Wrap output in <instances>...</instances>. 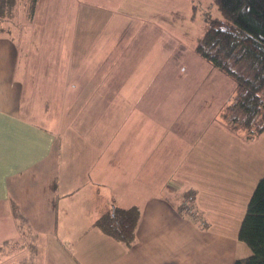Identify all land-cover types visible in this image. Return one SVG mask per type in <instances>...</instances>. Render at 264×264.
I'll list each match as a JSON object with an SVG mask.
<instances>
[{
	"label": "crops",
	"instance_id": "1",
	"mask_svg": "<svg viewBox=\"0 0 264 264\" xmlns=\"http://www.w3.org/2000/svg\"><path fill=\"white\" fill-rule=\"evenodd\" d=\"M28 1L16 11L22 15L10 5L6 12L11 15L0 16V191L28 188L31 172L32 180L39 176L47 182L39 187L42 208L36 207L40 201L19 203L29 227L19 229L13 216L19 234L1 244L7 255H16L7 264H234L249 256L252 250L238 238V231L255 184L264 176V132L249 140L243 130L204 119L201 127L189 122L180 135H170L166 126L172 119L129 117L136 107L127 104L125 92L130 88L125 90L122 70L109 68L88 85L101 93L97 106L103 111L97 116L102 119L87 123L93 133L90 149L83 152L86 160L64 165V152H58L55 170L32 169L52 152L53 139L44 122L51 127L60 123L62 110L74 106L68 93L86 86L83 76L80 80L77 72L79 77L70 72L79 62L99 61L94 56L111 48L105 43L104 24L84 20L74 0ZM96 43L98 48H93ZM147 85L131 89L137 94L134 103L147 102L149 108L160 88ZM137 123L139 129H128L127 124ZM222 129L237 132L239 140ZM149 132L150 138L155 135L162 142L148 151L141 145L133 150L129 137ZM97 146L102 147L99 152ZM66 157L80 161L78 152H67ZM84 189L91 221L113 206L139 208L130 247L91 223L79 230L77 225H59L57 219L64 221L67 213L58 207L76 205L75 196ZM187 191L194 194L192 211L183 207ZM16 195L22 198L21 192ZM30 221L47 225L34 229Z\"/></svg>",
	"mask_w": 264,
	"mask_h": 264
},
{
	"label": "rangeland",
	"instance_id": "2",
	"mask_svg": "<svg viewBox=\"0 0 264 264\" xmlns=\"http://www.w3.org/2000/svg\"><path fill=\"white\" fill-rule=\"evenodd\" d=\"M25 1L12 0V4L8 1L4 4L0 0V5H3L2 9H0V16L11 15L9 11L6 12L8 10L7 7L10 5H13V8L14 5L18 7L14 9L17 16L22 15L16 11L20 10L19 6H22ZM74 1L75 4L79 5L78 8L81 10L79 15L84 20L87 18L92 19L95 21L94 25L96 26L104 24L103 35L107 36L105 43L111 49H108L104 54L94 56L99 61L79 62L77 63V68H73L72 72H70L76 77L80 75V80L81 76H83L82 83L87 87L82 86L73 94L68 93L67 97L72 95L74 106L73 108L65 107L62 110L60 123L51 127L49 121L44 122L43 126L47 130L49 129L47 131L48 137L53 139L52 152H50L47 161L39 162L32 168L34 171L44 166L55 170L58 166V152H64L62 163L64 165L70 166L86 160V154L83 152H87L90 149L89 137L93 133L91 125L87 126V123L102 119L101 117L98 119L97 116L101 115L103 111L97 106L99 105L97 101L101 93L98 90L92 92L88 85L101 78L109 68L112 71L122 70L124 72L125 90L130 88L128 92H125L127 104L136 107L135 110L132 109L129 117L140 115L151 119L156 117L159 119H172L166 126L172 130L170 135L179 133L183 124L201 127L204 119L216 120L218 125L220 124L226 129L233 130L225 124V121H222L221 109L232 100L235 82L226 73L213 68L195 50V44L205 30L206 15H219V10L213 0ZM28 3L33 5L36 0H29ZM98 46L99 44L96 43L93 48H98ZM142 84H148V87L155 86V89L157 87L160 88V92L153 95L157 99L153 100L149 108H147V102L141 103V101H138L137 104L134 103L137 94L131 88L133 86L139 87ZM101 105L103 106L102 102ZM66 106L70 105L67 103ZM127 111L129 112L130 110ZM173 119L178 123L177 125L174 124ZM127 126L128 129H139L141 125L137 123L134 127L129 126V124ZM87 127L91 129L90 132H88ZM155 127L156 125H153V128ZM224 131L234 139L239 140L240 137L237 132ZM165 135L166 131L161 136L164 138ZM129 138L132 143L131 148L133 145L136 147L135 149L132 148L133 150H139L138 146L141 145L144 150L148 151L162 142L161 140L157 142L155 135L150 138V132L147 136L139 137L137 135L135 138V135H131ZM135 139L137 140L136 142ZM99 140L101 144L102 140ZM101 148L97 146L95 152H99ZM67 152H78L81 157H79L80 161L71 162L66 157ZM110 152H114V150ZM174 159L176 161L178 158L175 157ZM31 173H29L30 180L26 184L28 188L17 190L16 193L15 191L12 192V189L7 190V192L2 190L3 193L0 191V246L3 240L7 238L11 240L19 234L13 219V209L22 210L19 204L21 201H26L27 203H38L40 201L36 206L37 209L42 208L44 205L41 196H39L41 193L39 187L40 184L46 187L47 181L45 178H39V176L32 180ZM27 175L26 171L23 174V178H26ZM51 181L48 183L50 187L54 185V181L52 183ZM57 183L56 179V187H58ZM137 184L139 185L140 183ZM141 184L143 187L148 184L151 185V183ZM57 189L54 190L55 193L58 192ZM18 191L21 192L22 198L16 195ZM112 191L116 192L118 190L114 189ZM4 194H7V196L5 197ZM86 195L87 193L84 189L79 195L75 196L76 205L71 203L68 207L63 205H61L62 208L58 207V210H65L67 213L64 221L57 219L60 221V226L63 225V222L65 226L69 225V228L71 225H77V229L90 223L92 226H96L95 223L99 221L98 219L107 215L110 209L106 208L105 211L94 214V220L91 221L89 212H87L86 201H88V198H85ZM79 203L81 204L80 206H78ZM80 207L83 211L79 210ZM95 210L99 211V207L97 206ZM77 215H80V217H76ZM41 223L43 226H40ZM30 225L33 228L35 226L41 229L40 227H45L47 224L46 222H40L39 225L36 221H30ZM14 255H7L6 247H1L0 264H7L14 258Z\"/></svg>",
	"mask_w": 264,
	"mask_h": 264
},
{
	"label": "trees",
	"instance_id": "3",
	"mask_svg": "<svg viewBox=\"0 0 264 264\" xmlns=\"http://www.w3.org/2000/svg\"><path fill=\"white\" fill-rule=\"evenodd\" d=\"M219 15L207 14L196 52L235 82L232 100L221 109L230 128L243 130L249 140L264 132V0H213ZM3 5H0L2 9ZM194 197L185 192V197ZM18 228L29 227L22 210L13 209ZM139 208L113 206L95 224L130 247L135 240ZM238 238L252 253L234 264H264V176L260 177L247 203ZM3 246H0V248Z\"/></svg>",
	"mask_w": 264,
	"mask_h": 264
},
{
	"label": "built area",
	"instance_id": "4",
	"mask_svg": "<svg viewBox=\"0 0 264 264\" xmlns=\"http://www.w3.org/2000/svg\"><path fill=\"white\" fill-rule=\"evenodd\" d=\"M192 197L191 196H187L185 197L184 201H183V205L186 209H188L189 211H192V205H191V202H192Z\"/></svg>",
	"mask_w": 264,
	"mask_h": 264
}]
</instances>
